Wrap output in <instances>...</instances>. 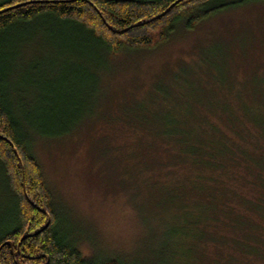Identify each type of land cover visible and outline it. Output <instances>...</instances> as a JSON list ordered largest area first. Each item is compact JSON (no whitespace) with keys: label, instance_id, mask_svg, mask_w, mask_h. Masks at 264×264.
<instances>
[{"label":"rangeland","instance_id":"obj_1","mask_svg":"<svg viewBox=\"0 0 264 264\" xmlns=\"http://www.w3.org/2000/svg\"><path fill=\"white\" fill-rule=\"evenodd\" d=\"M55 27L46 20L10 30L0 77L20 132L35 138L32 152L60 235L86 258L227 264L220 253L211 257L212 243L204 257L185 237L189 220L204 210L199 206L220 215L225 199L209 191L188 202L186 181L173 182L188 172L185 162L158 160L157 145L144 140H164L166 132L220 134L214 127H227L217 117L232 120V130L235 119L264 123V2L228 9L192 30L178 28L156 47L117 54L67 26ZM211 141L204 151L225 150ZM6 192L0 172V224L12 214ZM244 226L234 229L239 253L249 249ZM249 260L243 263L264 264Z\"/></svg>","mask_w":264,"mask_h":264},{"label":"trees","instance_id":"obj_2","mask_svg":"<svg viewBox=\"0 0 264 264\" xmlns=\"http://www.w3.org/2000/svg\"><path fill=\"white\" fill-rule=\"evenodd\" d=\"M254 2L264 0H3L0 2V57L5 52L3 40L10 30L23 29L37 21H50L57 26L56 30L67 26V30L96 41L102 51L117 54L123 50L156 47L168 41L178 28L192 30L213 15ZM7 93L0 77V172L12 203L10 220L0 224V264H124L116 258H86L76 243L60 235L52 194L32 152L35 138L20 132V123ZM217 119L227 127L224 129L214 120V126L217 125L214 128L220 134L166 132L161 134L164 140L145 135L150 141L144 142L157 145L158 160L185 162L188 172L173 182L186 181L188 202L202 193L208 195L209 191L225 199L220 215L210 212L208 206H199L204 209L201 215L189 220L193 226H187L185 237L197 243L199 253L205 257L208 254L205 247L212 243L216 251L211 257L220 253V260L227 264H244L253 256L262 261L264 136L259 132H264V123L235 119L236 130H232V120ZM247 124L251 128H246ZM167 137L171 140H165ZM211 139H217L225 150L215 151L214 155L204 151L212 145ZM246 166L248 170L244 169ZM244 186L252 196L242 193ZM48 219L50 223L45 227ZM244 221L247 226L242 230L245 232L242 240L249 247L246 254L236 251L240 237L234 233L235 226ZM171 232L176 235V230ZM19 243V253L15 255ZM215 262L219 264L217 259Z\"/></svg>","mask_w":264,"mask_h":264},{"label":"water","instance_id":"obj_3","mask_svg":"<svg viewBox=\"0 0 264 264\" xmlns=\"http://www.w3.org/2000/svg\"><path fill=\"white\" fill-rule=\"evenodd\" d=\"M49 218V217H48ZM49 223H50V219H48V222H47V225L45 226V227H47L48 225H49ZM24 239V238H23ZM10 244V247H11V250L13 251V245H12V243H9ZM19 246H20V243H19V245H18V250H17V252L15 253V255H17L18 253H19Z\"/></svg>","mask_w":264,"mask_h":264}]
</instances>
